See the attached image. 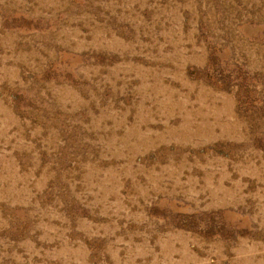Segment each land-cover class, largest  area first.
Returning <instances> with one entry per match:
<instances>
[{"label": "rangeland", "instance_id": "rangeland-1", "mask_svg": "<svg viewBox=\"0 0 264 264\" xmlns=\"http://www.w3.org/2000/svg\"><path fill=\"white\" fill-rule=\"evenodd\" d=\"M0 264H264V0H0Z\"/></svg>", "mask_w": 264, "mask_h": 264}]
</instances>
